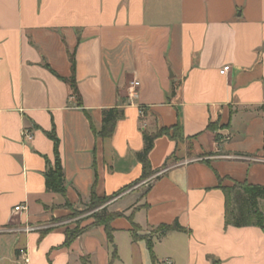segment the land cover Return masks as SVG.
<instances>
[{"label":"crops","instance_id":"crops-1","mask_svg":"<svg viewBox=\"0 0 264 264\" xmlns=\"http://www.w3.org/2000/svg\"><path fill=\"white\" fill-rule=\"evenodd\" d=\"M177 124L141 179L143 131ZM52 126L68 206L45 186ZM236 182L264 186V0H0V264H264V228L226 223ZM92 190L111 239L85 220L65 242Z\"/></svg>","mask_w":264,"mask_h":264},{"label":"trees","instance_id":"trees-1","mask_svg":"<svg viewBox=\"0 0 264 264\" xmlns=\"http://www.w3.org/2000/svg\"><path fill=\"white\" fill-rule=\"evenodd\" d=\"M78 104L80 103L78 102ZM122 116L123 111L117 107L103 109L100 127L98 130L93 127V132L101 138H109L113 134L116 122ZM45 134L53 142L54 149L53 162L46 159V167L43 171L45 186L47 190L63 196L64 205L68 206L69 202L66 199V181L59 154V138L56 135L54 126H52L50 131L45 132ZM162 134H167L170 135L173 139H178V124L172 129L171 133H169V129L165 127L153 133H149L145 130L143 131L144 145L142 150L136 153L137 160L142 165L141 179L150 176L154 172L151 170L148 154L154 145V140L156 139V137ZM222 190L225 194V218L227 224H231L234 226L257 225L261 228H264V215L259 209L258 205L259 200L264 199V186L249 185L247 183L236 182L232 187L222 188ZM104 201L105 199H96L95 193L92 190L90 201L86 207V210L95 209L103 204ZM120 215V213L109 212L106 207H102L99 212L93 215L94 220L91 225H103L105 227V230L107 231L109 239H111L112 229L109 226V223L113 218ZM133 227L134 229L132 232V236L133 239H136V226L133 225ZM85 230L86 227L79 229H67L65 231V242L73 240L74 238L82 234ZM169 231L187 232V229L182 227L178 223V221L175 220L171 224H160L152 229L151 232L165 234ZM147 245L149 250L151 251L152 243L150 242V240H147Z\"/></svg>","mask_w":264,"mask_h":264},{"label":"rangeland","instance_id":"rangeland-1","mask_svg":"<svg viewBox=\"0 0 264 264\" xmlns=\"http://www.w3.org/2000/svg\"><path fill=\"white\" fill-rule=\"evenodd\" d=\"M99 208H96V209H91V210H86V207H83L82 209H74L73 212L70 214V217L71 218H74L72 222H76L77 223V226L76 228H81L79 225L81 222L83 221H89V222H93V215L97 212H99ZM86 222V223H87ZM84 227H86L84 225ZM82 226V228H84Z\"/></svg>","mask_w":264,"mask_h":264},{"label":"built area","instance_id":"built-area-1","mask_svg":"<svg viewBox=\"0 0 264 264\" xmlns=\"http://www.w3.org/2000/svg\"><path fill=\"white\" fill-rule=\"evenodd\" d=\"M225 69H228V66H226ZM137 85H138L137 81H133L132 82V87L133 86H137ZM23 208H24L23 206H17V207H15V210H20V209H23ZM24 229H25V231H31L34 228L33 227H25ZM19 253L23 257L24 263H27L29 261V258H28L26 250L25 249H20ZM159 264H173V262L170 259H165V260L161 261Z\"/></svg>","mask_w":264,"mask_h":264}]
</instances>
